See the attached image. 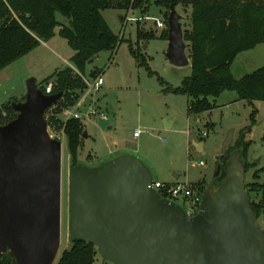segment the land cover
I'll return each instance as SVG.
<instances>
[{
	"label": "water",
	"instance_id": "obj_1",
	"mask_svg": "<svg viewBox=\"0 0 264 264\" xmlns=\"http://www.w3.org/2000/svg\"><path fill=\"white\" fill-rule=\"evenodd\" d=\"M182 18L171 3L166 57L179 67L190 63ZM25 86L24 100L11 102L16 116L0 124V256L7 250L15 264H56L63 142L50 137L45 111L62 92L45 94L35 77ZM232 140L233 130L222 155ZM220 170L217 165L215 177ZM223 171L192 215L152 187L151 171L134 155L70 166L67 240L96 244L110 264H264V229L245 188L239 149Z\"/></svg>",
	"mask_w": 264,
	"mask_h": 264
},
{
	"label": "rangeland",
	"instance_id": "obj_2",
	"mask_svg": "<svg viewBox=\"0 0 264 264\" xmlns=\"http://www.w3.org/2000/svg\"><path fill=\"white\" fill-rule=\"evenodd\" d=\"M176 9L183 16L181 23L184 30L188 28L189 10L182 5ZM134 10L131 14L133 18L127 24L119 20L120 16L126 14L123 9L102 11L111 30L122 39L113 51H103L98 55L100 58L94 57L86 65L85 74L93 69L103 71L102 88L98 93H94L93 97L97 101L99 96V104L103 109L109 106L113 112L107 111L108 120H98L97 117L82 119L84 131H88L90 136L84 139L78 161L80 164L96 165L97 155L100 156L101 163L110 149L124 147L123 152L136 156L149 168L155 181L167 182L172 180L174 175H178L175 179L179 183L201 180L203 186H207L214 177L216 163L222 155L223 142L228 133L233 130V144L239 131L251 124L250 113L253 106L246 100L238 99L235 91L226 90L215 98L216 106L213 109L196 117H187V96L164 92L157 77L169 85L178 86L190 73V66L179 67L171 64L165 55L167 42L160 38H150L145 49H142L145 42L137 45L154 74L144 65H139L129 50L130 43L135 47V17H141L139 24L142 23L145 30L153 28L159 34L161 28H155L156 21L165 19L169 9L156 4L155 0H144L140 6H135ZM58 18L64 20L60 16ZM165 20L167 21V18ZM71 53L73 50L66 40L59 36L56 28L52 38L42 41L31 52L0 71V105L9 100L21 101L25 98V83L29 77H35L39 83L57 70L66 66L72 67ZM263 65L264 43H261L239 53L231 69L234 76L239 78ZM253 103L257 112L255 122L245 136L251 141L247 152V161L251 168L245 173V182L256 181L252 173L264 167V101L257 100ZM165 118L172 122L170 127H166ZM110 125L112 129L108 130ZM137 128L141 129V134L134 138L132 134ZM202 140L203 151L201 146L199 148L196 145ZM88 153L93 155L92 159L87 158ZM70 166L64 137L59 254L70 245L67 240V188ZM263 178L264 175L260 173L257 180L261 182ZM251 197L258 200L261 194L252 193ZM175 201L188 209V203L182 197H177ZM258 222L264 229V214L259 216ZM103 263L102 257L97 255L93 264Z\"/></svg>",
	"mask_w": 264,
	"mask_h": 264
},
{
	"label": "trees",
	"instance_id": "obj_3",
	"mask_svg": "<svg viewBox=\"0 0 264 264\" xmlns=\"http://www.w3.org/2000/svg\"><path fill=\"white\" fill-rule=\"evenodd\" d=\"M135 1L134 7H137L144 0ZM155 2L168 9L171 3L175 7L182 5L184 8H191L188 28L183 30V39L188 48L190 74L176 87L157 77L163 91L185 94L188 97L189 115L213 109L216 106L215 98L226 90L235 91L238 99L246 100L253 106L250 113L251 124L239 131L237 139L226 148L225 154L221 155L216 163L221 166L219 181L225 175L223 165L228 155L239 149L247 173L251 168L247 161L251 141L245 136L255 122L257 110L253 102L264 101V65L239 78L234 76L231 67L239 53L264 43V0H155ZM128 3V0H0V71L31 52L41 41L52 38L57 28L59 36L64 38L73 50L70 57L73 68L84 73L86 65L94 57H98L103 51H113L122 39L111 30L102 11L124 9ZM167 14L166 12L165 19ZM58 16L64 20H60ZM31 20L35 25L31 24ZM167 35L165 29L158 37L167 38ZM155 36L152 31H145L139 25L136 26L137 42H145ZM129 50L139 65H144L153 73L138 47L130 43ZM73 68L66 66L38 83L42 89V85L52 79V93L62 92L58 101L60 105H73L78 99L76 91L84 90L86 87L81 76ZM11 101L0 105V124L16 116ZM2 111L6 112L5 116L1 114ZM46 120L48 125L52 121L56 128H63L70 165L78 164L79 150L85 133L82 122L78 119L60 122L54 117H47ZM260 173L264 175V167L252 173L256 181L245 182V188L250 195L258 192L261 194L258 200L251 197V204L254 205L258 218L264 214V178L261 182L257 180ZM197 184L206 187L201 181ZM97 255L99 254L96 244L75 240L62 250L56 264H93ZM0 264H15L7 250L0 256Z\"/></svg>",
	"mask_w": 264,
	"mask_h": 264
},
{
	"label": "built area",
	"instance_id": "obj_4",
	"mask_svg": "<svg viewBox=\"0 0 264 264\" xmlns=\"http://www.w3.org/2000/svg\"><path fill=\"white\" fill-rule=\"evenodd\" d=\"M128 1L129 3L127 7L123 9L126 12V14L121 16V23L123 20L125 24H127L129 20L133 18L131 14H133V12L135 11L134 10L135 0H128ZM14 16L16 17L15 14ZM139 18L141 17H135V21H139ZM156 27L167 29L166 20L165 19L157 20ZM81 78L86 85L84 89V93L85 95H87L88 101L82 103L77 99V101L73 105H60L58 103V101L61 99L60 97L56 103L52 104L46 110L45 118L54 117L55 120H60V122H65L68 119H78L82 121V119L90 118V117H97V119L100 120L108 119L107 112L103 108H101L98 104V98L96 101L93 97V94L98 93L103 85L101 72L100 73L98 72L93 76H90V78H83L82 76ZM52 87H53V80L51 79L42 85V91L45 94H50L52 93ZM1 114L5 116L6 112L2 111ZM48 132L50 137L57 138L63 142V138L65 137V135L62 127L56 128L54 123L51 121L50 125H48ZM140 133H141V129L137 128L133 131V136L138 137ZM151 185L154 189H156L160 193V195L164 194L163 197H166L170 200L175 201L177 197H182L184 201L188 203V209L185 208L184 209L189 214L193 215L198 211L204 188L201 185L197 184V182L167 183L157 180L155 181L152 179ZM103 264H110V263L104 261Z\"/></svg>",
	"mask_w": 264,
	"mask_h": 264
},
{
	"label": "crops",
	"instance_id": "obj_5",
	"mask_svg": "<svg viewBox=\"0 0 264 264\" xmlns=\"http://www.w3.org/2000/svg\"><path fill=\"white\" fill-rule=\"evenodd\" d=\"M177 6H181V5H177ZM176 6V7H177ZM187 9L189 10V12H190V10H191V8L190 7H187ZM159 20H162V19H159ZM120 21H121V19H120ZM136 22V26L137 25H139V27L140 28H142V29H144V27L142 26V23H141V25L139 24V21H135ZM167 22V21H166ZM156 29H157V27H155ZM145 30V29H144ZM165 30V28H161V32L162 31H164ZM145 31H152L156 36L154 37V39L155 38H159L158 37V35L161 33H159V34H157V30L156 31H154L153 30V28H150L149 30H145ZM160 39H163V40H165L166 42H167V48H166V50H165V55H166V52H167V49H168V35H167V38H160ZM146 42H148V40L147 41H145V43L143 42V41H138L137 42V40L135 41V47H137V45H140V44H143L144 43V45H145V47H144V45H143V48L142 49H145L146 48ZM41 43H42V41H41ZM40 43V44H41ZM39 44V45H40ZM140 53L142 54V56L145 58V56H144V54L142 53V51L140 50ZM186 53L188 54V48H187V46H186ZM72 54L73 53H71V55H70V57L72 56ZM237 57V56H236ZM95 58H100V57H95ZM167 58V57H166ZM110 60V59H109ZM146 60V59H145ZM72 64V63H71ZM148 64V63H147ZM187 66H190V63L187 65ZM72 67H73V65H72ZM74 69V71L75 72H77L79 75H81L83 78H90V76H93V74H96V72H95V70L96 69H93L91 72H89L88 74H85V72L84 73H80L79 71H77L75 68H73ZM99 71V70H98ZM102 73L103 71H99V73ZM190 74V73H189ZM188 74V75H189ZM187 75V76H188ZM186 77V76H185ZM37 81V80H36ZM181 84V83H180ZM179 84V85H180ZM172 86V85H171ZM162 87V86H161ZM173 87H176V86H173ZM161 89H163V87L161 88ZM77 93H78V101H81L82 103H84V102H86V101H88V97H87V95H85V93H84V90H77L76 91ZM167 93V92H166ZM169 93H172V92H169ZM188 98V97H187ZM1 104V103H0ZM98 104H99V96H98ZM99 106L101 107V108H103L100 104H99ZM187 108H188V99H187ZM187 108H186V112H187ZM104 110L107 112H110V113H112L113 112V109L111 108V107H109V106H106V107H104ZM198 114H187V117H196ZM98 120H100V119H98ZM108 120V119H107ZM164 121H165V125H166V127H170L171 126V123L172 122H169L168 121V119L167 118H165L164 119ZM112 124V123H111ZM84 127V126H83ZM112 129V125H110V126H108V130H111ZM86 133V132H85ZM87 137H85L84 139H87L89 136H90V134L88 133V131H87ZM141 134V133H140ZM140 134H139V136H140ZM132 136H133V134H132ZM138 136V137H139ZM134 137V136H133ZM138 137H134V138H138ZM85 141V140H84ZM84 141H83V143H84ZM201 143H202V145H200V144H198L197 146L199 147V146H201V149H202V151H203V149H204V144H203V140L201 141ZM200 148V147H199ZM125 148L124 147H120V148H112V149H110L108 152H107V156H105V158H103L102 160L104 161V160H106V159H108V158H111V157H113V156H115V155H118V154H120V153H126V152H123V150H124ZM87 158H89V159H92L93 158V155L91 154V153H88L87 154ZM99 158H100V156H98L97 155V164L98 163H100V160H99ZM101 160V161H102ZM178 177V175H174L173 176V178H172V180H170V181H167V183H176V182H178L175 178H177ZM199 181H201V180H198V181H195V182H199ZM195 182H190V183H195Z\"/></svg>",
	"mask_w": 264,
	"mask_h": 264
},
{
	"label": "flooded vegetation",
	"instance_id": "obj_6",
	"mask_svg": "<svg viewBox=\"0 0 264 264\" xmlns=\"http://www.w3.org/2000/svg\"><path fill=\"white\" fill-rule=\"evenodd\" d=\"M216 167H217V165H216ZM215 172H216V170H215ZM220 173H221V170H220V172L217 174L216 177H215V174H214V177L211 179V181L208 183V185L211 184V183H216V182L218 181V178H219V176H220Z\"/></svg>",
	"mask_w": 264,
	"mask_h": 264
}]
</instances>
